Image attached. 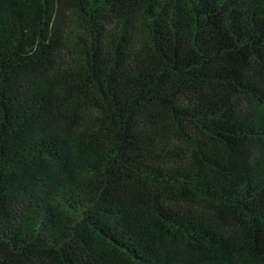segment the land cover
<instances>
[{"label":"trees","instance_id":"1","mask_svg":"<svg viewBox=\"0 0 264 264\" xmlns=\"http://www.w3.org/2000/svg\"><path fill=\"white\" fill-rule=\"evenodd\" d=\"M0 264H264V0H0Z\"/></svg>","mask_w":264,"mask_h":264}]
</instances>
